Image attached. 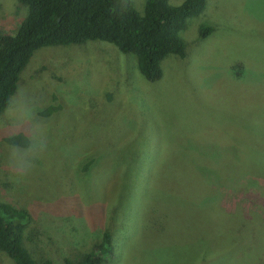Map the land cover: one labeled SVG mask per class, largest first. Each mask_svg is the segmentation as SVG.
Returning a JSON list of instances; mask_svg holds the SVG:
<instances>
[{"label":"rangeland","instance_id":"1","mask_svg":"<svg viewBox=\"0 0 264 264\" xmlns=\"http://www.w3.org/2000/svg\"><path fill=\"white\" fill-rule=\"evenodd\" d=\"M133 1L143 13L146 0ZM27 12L0 0V31L15 34ZM202 27L214 31L202 39ZM180 37L186 58L168 56L156 82L99 41L43 48L22 72L0 115V193L32 214L38 262L78 258L110 230L118 245L106 264H201L198 250L226 241L234 218H264V0H207ZM22 112L31 119L20 124ZM35 124L46 148L21 176L1 137ZM0 264L14 263L0 251Z\"/></svg>","mask_w":264,"mask_h":264},{"label":"trees","instance_id":"2","mask_svg":"<svg viewBox=\"0 0 264 264\" xmlns=\"http://www.w3.org/2000/svg\"><path fill=\"white\" fill-rule=\"evenodd\" d=\"M18 1L28 10L27 15L15 34L0 31V115L11 107L22 72L43 48L95 41L107 43L123 54L134 55L139 72L147 81L160 80L163 76L162 62L168 56L186 58L187 47L180 33L190 18L199 16L207 7V0H185L180 6L170 5L169 0H146L143 13H140L133 0ZM213 31L214 27H202L200 37L207 38ZM55 110V107H50L46 114L51 115ZM26 135V131H19L3 135L1 140L8 146L23 144L26 143ZM260 152L264 154V149ZM235 169L238 172L242 168L235 166ZM137 171L136 182L139 183V178L143 182V171ZM235 173L231 179V175L224 177L219 170L213 175L219 180L232 181ZM209 174L212 175L208 173L204 179ZM248 180L256 182L253 176ZM236 218L237 226L230 228L226 225V241L216 238L210 249L198 250L201 264H220L224 257L230 261L235 255L239 256L241 264H264V218L258 220L259 223L250 220L242 225ZM32 222L33 216L27 209L5 200L0 193V251L14 264H54L50 259L38 262L29 248L28 241L33 236ZM230 240L233 243L238 241L242 248L237 250L233 245L225 246L231 244ZM203 243L206 242L201 241L200 245ZM114 244L115 236L113 238L111 231L106 230L93 248L82 252L78 258L66 257L64 264L109 263L116 256L118 244ZM212 256L215 259L209 262Z\"/></svg>","mask_w":264,"mask_h":264},{"label":"clouds","instance_id":"3","mask_svg":"<svg viewBox=\"0 0 264 264\" xmlns=\"http://www.w3.org/2000/svg\"><path fill=\"white\" fill-rule=\"evenodd\" d=\"M30 119V112H22L19 123L23 124L24 121ZM43 135L40 126L35 124L32 128L27 129L26 143H12L8 146L9 163L21 176H26L30 172L35 159L46 148L42 139Z\"/></svg>","mask_w":264,"mask_h":264}]
</instances>
